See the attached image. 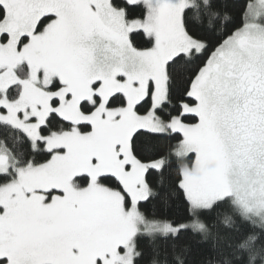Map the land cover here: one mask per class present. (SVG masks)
<instances>
[{"label": "snow or ice", "instance_id": "1", "mask_svg": "<svg viewBox=\"0 0 264 264\" xmlns=\"http://www.w3.org/2000/svg\"><path fill=\"white\" fill-rule=\"evenodd\" d=\"M258 256L264 0H0V264Z\"/></svg>", "mask_w": 264, "mask_h": 264}, {"label": "clouds", "instance_id": "2", "mask_svg": "<svg viewBox=\"0 0 264 264\" xmlns=\"http://www.w3.org/2000/svg\"><path fill=\"white\" fill-rule=\"evenodd\" d=\"M260 261V264H264V261L261 260V258L258 256L256 260H252L250 264H257V262Z\"/></svg>", "mask_w": 264, "mask_h": 264}, {"label": "trees", "instance_id": "3", "mask_svg": "<svg viewBox=\"0 0 264 264\" xmlns=\"http://www.w3.org/2000/svg\"><path fill=\"white\" fill-rule=\"evenodd\" d=\"M167 210H168V209H167V208H165V211H167ZM172 210H173L174 212H175V211H178V210H177V209H175V208H173ZM206 219H207V218H206ZM196 238H197V239H199V237H198V236H197Z\"/></svg>", "mask_w": 264, "mask_h": 264}]
</instances>
